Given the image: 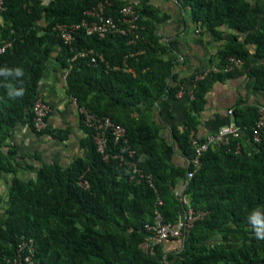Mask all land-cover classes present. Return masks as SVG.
<instances>
[{
	"label": "trees",
	"instance_id": "16d2710c",
	"mask_svg": "<svg viewBox=\"0 0 264 264\" xmlns=\"http://www.w3.org/2000/svg\"><path fill=\"white\" fill-rule=\"evenodd\" d=\"M104 1L112 5L106 12L109 15H117L121 6L130 3L3 0L0 46L9 42L11 47L0 54V69L19 68L23 75L0 76V174L10 176L5 182L6 208L0 217V264L13 257L21 236L33 240L37 264L165 262L162 244L155 247L154 255L144 254L139 248L148 236L144 227L152 222L155 208L167 223H173L183 211L175 186L185 181L189 169L172 163L174 147L161 138L159 128L146 115L167 91L169 99H173L180 90V86L166 85L170 65L160 57L164 49L155 34V24L163 19L144 5L135 4L143 30L134 45L128 43L127 36L100 39L80 32L69 48L54 31L58 24L79 22L86 10ZM179 2L189 8L194 27L221 44L218 68L230 57L244 62L240 69L208 72L194 83L185 129L173 133L184 158L190 160L193 153L189 140L191 136L202 139L196 134L197 115L203 111L205 96L215 81L244 74L253 78L254 88L264 94V0ZM56 47L59 50L53 56ZM81 50L102 55L107 65L76 56ZM51 60L55 70L67 71L65 94L79 108L96 117H109L124 127L125 147L115 145L107 134L108 158L103 159L97 151L94 131L79 114L83 137L78 147L84 154L74 155L63 165L55 159L45 161L40 154L25 157L18 153L10 139L12 131L21 125L36 137L48 136L59 142L70 138L68 128L38 131L33 123L39 83ZM8 84L17 90L23 88L24 95L11 99ZM49 117L50 114L47 124ZM232 118L244 134L228 146L209 149L201 158L199 170L182 190L189 207L206 215L193 225L183 242H163L180 244L179 252L167 258L177 257L174 264H264V241L255 238L247 221L253 209L264 210V144H253L251 138V128L258 119L257 107L233 108ZM129 150L134 151L133 157H129ZM26 159H37L41 164H29ZM129 162L151 177L152 186L145 178L140 182L131 179ZM21 171L33 177L24 180L19 176ZM82 179L88 183L87 189L79 185ZM157 199L162 201L159 207ZM214 236L221 240L211 242Z\"/></svg>",
	"mask_w": 264,
	"mask_h": 264
},
{
	"label": "crops",
	"instance_id": "0c3cea01",
	"mask_svg": "<svg viewBox=\"0 0 264 264\" xmlns=\"http://www.w3.org/2000/svg\"><path fill=\"white\" fill-rule=\"evenodd\" d=\"M42 1L44 3V0ZM122 1L138 4L140 7L144 5L163 19L155 24V34L157 35L159 44L164 49V53L161 52L160 57L162 61L170 65L166 85L169 88L180 86V89L183 88L185 92L181 95L177 93L175 98L169 99L168 91L166 90L167 92L165 91L166 93L163 96L155 100L150 113L146 115L148 121L159 128L161 138L165 139L168 144L174 147L172 163L176 166L188 168L189 160L184 158L173 133L174 131L182 132L185 129V122L190 114L191 103L188 92L194 88V83L197 81L196 77L207 71L212 72L211 70L213 68H218L216 66L218 62L217 53L221 49V44L212 37L201 33V30L198 33L196 32L197 28L194 27L190 20L189 8L182 6L179 0ZM58 50L59 47H56L52 55H56ZM249 50L252 53L253 47H250ZM51 61L53 62V60ZM251 61L253 64L257 62L254 58ZM51 63L45 71L38 88L39 96L52 109L48 119V129L58 130L70 128L69 124L63 128L61 124L63 122L60 120V117L62 118V115L70 107L68 101L71 103L70 98L65 94V76L67 71L55 70L54 62V67L51 71ZM59 74H63V82L58 80ZM205 100L203 111L197 115L198 124L196 134L202 138L210 132L226 133L231 119L228 111L233 108L244 109L264 105V94L254 88L253 78L247 77L244 74H238L215 81L210 86ZM64 106L67 107L66 110H63ZM141 108L143 109L144 106L141 105ZM69 110L76 116L74 117V123L78 126L77 130L80 135L77 143H79V139L83 137V133L79 129V117L72 105ZM133 116L135 117V114ZM30 133L28 127L23 125L16 127L12 131L10 142L16 145L18 153L22 149H25L24 143L26 139H38V137H31ZM32 136L35 135L33 134ZM39 138L42 141H46L49 137L40 136ZM54 141L59 142L57 140ZM82 154H84V151ZM77 155L81 154L78 153ZM6 180L3 181L4 184ZM184 187L185 181L177 182L175 186L176 195L183 196L182 190ZM6 194L7 187L5 184L4 195H0V217L4 216ZM179 248L180 244L178 242H166L161 245V252L165 259L164 264L175 263L177 257L174 260H167V258L179 252Z\"/></svg>",
	"mask_w": 264,
	"mask_h": 264
},
{
	"label": "built area",
	"instance_id": "2783aa9c",
	"mask_svg": "<svg viewBox=\"0 0 264 264\" xmlns=\"http://www.w3.org/2000/svg\"><path fill=\"white\" fill-rule=\"evenodd\" d=\"M112 7L108 1L98 2L96 5L84 12V18L79 22L73 24H58L54 27V31L58 35L62 44L69 48L75 43L76 35L83 32L86 36H97L102 39L108 35H120L130 37L129 44H135L141 38V31L143 28L139 23L138 8L134 3H127L118 9L117 15L107 14L108 8ZM4 11V2L0 0V12ZM196 32H200L198 27ZM11 43H5L0 46V54L6 48H10ZM76 56L89 57L90 63L106 62L102 55L94 53L92 50L78 51ZM75 56V57H76ZM74 57V58H75ZM73 58V59H74ZM71 59V60H73ZM243 61L237 58L230 57L227 63L222 68H213L214 73H229L239 69L243 65ZM207 72L201 73L196 77V80L203 79ZM185 91L181 88L179 95ZM190 100L194 98L193 90L188 92ZM74 106L77 107L79 114L83 115V123L94 131V141L97 145V151L102 155L103 159L108 156L105 153V146L108 141L107 134H110L113 143L120 144L122 147L127 145L126 131L120 124L114 123L109 117H96L87 113L84 109L79 108L74 99H70ZM52 112L50 105L40 96L37 98L33 106V123L36 130H43L48 127L46 118ZM258 119L255 125L251 128V138L253 144H264V105L257 106ZM230 121L228 124V131L226 133L210 132L202 139L194 136L190 137L189 143L192 148V157L189 160V169L185 177V185L192 179L193 175L199 170L201 165V158L209 150L221 146H228L233 139L240 138L244 131L237 127L232 118V110L228 111ZM239 151V146L236 152ZM129 157L134 156V151H128ZM129 169L131 170V179L140 182L145 178L150 185L151 177L144 175L136 164L129 162ZM79 185L85 189L88 188V183L85 180H80ZM183 211L179 214L173 223H167L160 211L155 208L153 212L152 222L145 224V230L148 232L147 238L139 245L140 250L147 255H154L155 247L160 246L168 239H176L184 241L193 225L203 219L206 213L202 210H193L188 205V201L183 196H180ZM162 201L157 199L156 206H161ZM35 248L32 239L21 236L15 246L14 255L7 260L6 264H37L35 259Z\"/></svg>",
	"mask_w": 264,
	"mask_h": 264
},
{
	"label": "rangeland",
	"instance_id": "374dc122",
	"mask_svg": "<svg viewBox=\"0 0 264 264\" xmlns=\"http://www.w3.org/2000/svg\"><path fill=\"white\" fill-rule=\"evenodd\" d=\"M47 0H44V3H47ZM0 24H1V19H0ZM52 62V61H51ZM54 64L53 62L51 63V71L53 70ZM58 80H60L61 82L64 81L63 79V74H59L58 75ZM68 101V99H67ZM68 106L69 108L67 109L66 106L63 107V110L67 111L62 115V118L60 117V120L63 122L61 123L63 128L67 127V124L70 125V140L69 141H65V142H56L54 140H51L49 138L46 139V141H42L39 137L37 140L34 139H26V142L24 143L25 149H22L20 151V153H23V155L26 157H32L33 155L36 154H40L43 160L48 161L51 159H55V160H59L63 165L66 164L67 162H69V160L76 154L80 153L82 154L83 151L78 149V143H77V139L79 137V132L77 130L78 126L77 124L74 123V117L75 114H73V112H71L69 109H71V105L74 108V111L77 113V116L79 117V112L77 111V107L73 105L72 101L71 103L68 101ZM74 112V113H75ZM31 132V131H30ZM31 137H35L36 136H32V132L30 133ZM72 135V136H71ZM26 161H28L27 163L29 164H34L39 166L41 163L35 159H26ZM19 176L21 178H23L24 180H27L29 178H32L33 175L31 173L25 172V171H21L19 173ZM6 177H10L9 175H2L0 174V195H4V191H5V184H4V180H6ZM221 239L218 236H214L213 239H211V242H218Z\"/></svg>",
	"mask_w": 264,
	"mask_h": 264
},
{
	"label": "clouds",
	"instance_id": "9594fccd",
	"mask_svg": "<svg viewBox=\"0 0 264 264\" xmlns=\"http://www.w3.org/2000/svg\"><path fill=\"white\" fill-rule=\"evenodd\" d=\"M46 4V3H45ZM15 74V76L20 77L23 75V71L19 68L15 70H10L7 67L0 69V76L8 77ZM8 88V96L11 99H16L24 95V89L20 88L19 90L15 89L11 84L6 85ZM247 221L252 225V231L257 240L264 241V210L260 207H257L252 210L248 215Z\"/></svg>",
	"mask_w": 264,
	"mask_h": 264
}]
</instances>
